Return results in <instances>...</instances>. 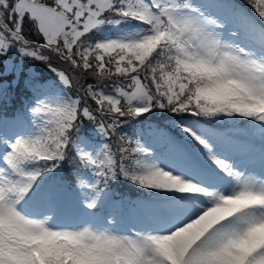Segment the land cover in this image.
I'll use <instances>...</instances> for the list:
<instances>
[{
  "label": "snow or ice",
  "instance_id": "obj_1",
  "mask_svg": "<svg viewBox=\"0 0 264 264\" xmlns=\"http://www.w3.org/2000/svg\"><path fill=\"white\" fill-rule=\"evenodd\" d=\"M245 3L0 0V99L31 92L0 117V264H264V0Z\"/></svg>",
  "mask_w": 264,
  "mask_h": 264
},
{
  "label": "trees",
  "instance_id": "obj_2",
  "mask_svg": "<svg viewBox=\"0 0 264 264\" xmlns=\"http://www.w3.org/2000/svg\"><path fill=\"white\" fill-rule=\"evenodd\" d=\"M242 1L245 2V0H242ZM250 9H251V7H250ZM257 19L259 20L258 17H257ZM9 59L11 61L17 63V64L20 63V58L17 55H15L14 52L9 57ZM24 63L26 65L31 64L32 70L36 71L37 72V75H39L40 77H48V76L51 75L47 71V69L45 68V66L42 65V64L32 63L30 61H24ZM26 69H25V72H26ZM11 78H12V74H10L7 77L8 80H11ZM21 79L23 80V78H21ZM30 96H31V92L24 87L23 81L20 82V86L19 87H17V86H11V87H9L7 89V96L5 98H3V99H0V111H3L5 113H9L14 106L18 105V102L20 100L25 99L26 97H30ZM126 131L128 132V134L130 136L132 135V128H128V129H126ZM116 184L117 183H114L113 186L116 185Z\"/></svg>",
  "mask_w": 264,
  "mask_h": 264
},
{
  "label": "rangeland",
  "instance_id": "obj_3",
  "mask_svg": "<svg viewBox=\"0 0 264 264\" xmlns=\"http://www.w3.org/2000/svg\"><path fill=\"white\" fill-rule=\"evenodd\" d=\"M234 3H235V2H234ZM237 5H238V4H237ZM15 55H16V54H15ZM9 60H10V59H9ZM10 61H11V60H10ZM11 62H13V61H11ZM13 63H15V62H13ZM12 75H13V78H12V79H14V74H12ZM12 116H13V115H12ZM12 116H11V117H12ZM0 117H4V116H1V115H0ZM5 118H10V117H5ZM65 177H67V173H66V176H65ZM126 195H128V196H130V197H132V198H135V196L132 195V194H128V193H127Z\"/></svg>",
  "mask_w": 264,
  "mask_h": 264
}]
</instances>
